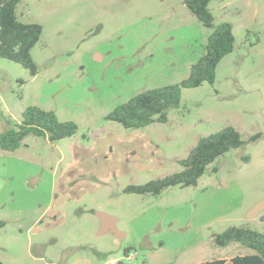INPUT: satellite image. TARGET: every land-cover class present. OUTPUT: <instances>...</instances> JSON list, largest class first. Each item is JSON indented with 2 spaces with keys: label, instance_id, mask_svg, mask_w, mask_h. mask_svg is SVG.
Here are the masks:
<instances>
[{
  "label": "rangeland",
  "instance_id": "1",
  "mask_svg": "<svg viewBox=\"0 0 264 264\" xmlns=\"http://www.w3.org/2000/svg\"><path fill=\"white\" fill-rule=\"evenodd\" d=\"M208 7L234 35L214 82L182 88L165 122L124 128L107 113L140 91L183 80L211 29L183 0H20L18 19L42 27L30 50L37 72L0 58V133L28 105L77 129L0 149V264H190L253 252L216 246L213 237L228 226L264 232V209L247 216L264 199V0ZM225 126L244 143L195 185L123 191L179 171L201 136ZM95 210L115 216L124 236L98 235Z\"/></svg>",
  "mask_w": 264,
  "mask_h": 264
},
{
  "label": "trees",
  "instance_id": "2",
  "mask_svg": "<svg viewBox=\"0 0 264 264\" xmlns=\"http://www.w3.org/2000/svg\"><path fill=\"white\" fill-rule=\"evenodd\" d=\"M211 0H183L187 9L206 28L211 29L198 60L190 67L188 75L178 83L140 91L125 102L116 105L106 117L124 128H141L153 121L165 122L167 111L177 107L182 88H192L204 82L213 83L220 60L233 50L232 25L227 21L214 22L208 7ZM20 0H0V58H6L27 68L32 75L37 67L30 50L39 40L42 27L35 22L18 19L16 6ZM77 129L72 120H60L50 109L28 105L22 111L20 121L0 133V149L15 150L27 135L41 136L56 141L71 136ZM259 135H253V140ZM244 140L237 129L225 126L219 131L201 136L185 158L179 159V171L151 179L143 184H129L123 191L142 195H157L171 186L195 185L207 166L230 149L241 146ZM216 170V167H213ZM5 221L0 219V228ZM238 243L253 250L252 253H236L217 256L190 264H264V232L247 226H228L213 237V244L224 247ZM129 249H126L127 253Z\"/></svg>",
  "mask_w": 264,
  "mask_h": 264
},
{
  "label": "water",
  "instance_id": "3",
  "mask_svg": "<svg viewBox=\"0 0 264 264\" xmlns=\"http://www.w3.org/2000/svg\"><path fill=\"white\" fill-rule=\"evenodd\" d=\"M264 209V199L257 201L248 211L247 216L253 217L257 215L260 211ZM94 214L97 216L99 220V226L97 229V234L102 235L105 233H111L117 238H121L124 236V232L120 231L117 228V218L113 215H110L101 210H95ZM264 218V216H263Z\"/></svg>",
  "mask_w": 264,
  "mask_h": 264
},
{
  "label": "built area",
  "instance_id": "4",
  "mask_svg": "<svg viewBox=\"0 0 264 264\" xmlns=\"http://www.w3.org/2000/svg\"><path fill=\"white\" fill-rule=\"evenodd\" d=\"M129 258H131V257H129Z\"/></svg>",
  "mask_w": 264,
  "mask_h": 264
}]
</instances>
